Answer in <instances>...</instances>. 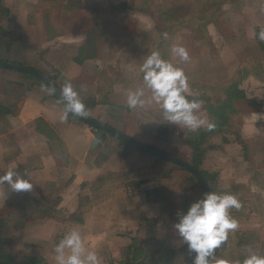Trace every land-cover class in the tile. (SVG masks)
<instances>
[{
  "label": "crops",
  "instance_id": "crops-1",
  "mask_svg": "<svg viewBox=\"0 0 264 264\" xmlns=\"http://www.w3.org/2000/svg\"><path fill=\"white\" fill-rule=\"evenodd\" d=\"M261 31L264 0H0V60L42 73L61 91L71 82L85 117L196 164L206 182L214 181V192L232 191L252 208L210 264L242 262L249 250L264 255V160H251L258 146L249 147L240 128L232 132L229 115L236 105L232 113L218 110L226 94L224 100L189 96L202 101V113L215 123L211 131L198 129L203 133L196 142L189 134L198 130L166 122L155 104L132 109L126 95L143 87L141 65L159 51L183 68L192 92L191 70L198 62L196 71L205 72L194 78L197 84L216 85L224 71L237 70L241 76L231 83L263 105ZM174 46H183L189 61H179ZM245 53L259 58L239 67ZM207 73L211 77L204 78ZM245 81L249 90L241 86ZM50 89L28 73L0 66V176L14 169L33 186L16 192L0 184L3 249L14 260L20 255L55 264L53 248L76 229L101 264H193L173 225L178 212L202 197L197 178L111 134L98 137L94 127L69 114L61 121L64 106ZM197 142L203 150L198 157ZM247 163L260 171L257 176Z\"/></svg>",
  "mask_w": 264,
  "mask_h": 264
},
{
  "label": "clouds",
  "instance_id": "clouds-1",
  "mask_svg": "<svg viewBox=\"0 0 264 264\" xmlns=\"http://www.w3.org/2000/svg\"><path fill=\"white\" fill-rule=\"evenodd\" d=\"M259 39L264 41V31L259 33ZM171 51L181 62L190 59L183 46H174ZM140 71L143 73V87L126 95V103L130 108H144L155 104L159 106L164 120L179 125L180 129L196 131L206 127L211 131L215 128V123L201 111L202 101L189 99V96L195 97L197 93L190 90L183 68L164 60L159 51H153L144 60ZM146 90L150 92L148 97H145ZM62 97L65 105L61 121L67 119L68 113L88 115L84 102L71 82L66 81L63 85ZM259 118L264 116H257V119ZM5 182L16 192H30L33 188L29 180L22 178L14 169H9L0 176V184ZM241 207V201L235 194L204 192L186 211L177 213L178 222L173 227L182 242L187 245L188 253L194 254L193 264H210L215 249L227 240L229 232H234L239 227L238 220L230 215V209L239 210ZM53 251L55 264H101L97 252L86 246L85 238L76 229L66 233ZM215 264H264V255L249 250L242 262L217 260Z\"/></svg>",
  "mask_w": 264,
  "mask_h": 264
},
{
  "label": "rangeland",
  "instance_id": "rangeland-1",
  "mask_svg": "<svg viewBox=\"0 0 264 264\" xmlns=\"http://www.w3.org/2000/svg\"><path fill=\"white\" fill-rule=\"evenodd\" d=\"M257 56L255 55L253 58H256ZM241 60H240V66L244 65V67H248V62L253 59L252 55L245 53L241 54ZM259 58V56L257 57ZM256 58V59H257ZM245 63V64H244ZM198 62L195 67L191 70V76L193 78L192 84L193 85V92H196L197 95L199 94H204L208 95L209 97H217L218 100H224L225 99V93H226V88L228 85L231 83V80L234 81L236 78H240L241 75L240 72L239 74L236 71H224L223 76L224 80L219 82L216 85H211L210 87L207 86H201L197 84L194 80V78L197 77L200 73H204L205 71H196L198 70L197 68ZM236 72V73H235ZM205 75V74H204ZM211 77V73H207V75L204 78ZM264 77V76H263ZM197 79V78H196ZM215 84V82H214ZM243 89L249 90V86L247 85L246 81L245 84H241ZM264 96V92L262 94ZM261 97V96H260ZM248 99H253V98H247V100H240V101H235V104L232 103V106L236 105L237 112L234 113L233 115H229L230 118H232L231 122V129L232 132L235 134V131H237V128H240V133H238V136L240 137L242 135L243 139L247 142L249 147L258 146V150L255 152V154L251 155L252 156V161L255 159L258 161H263L264 160V118H259L257 119V116H264V102L262 103L263 105H259V103H256L259 101L258 99L256 100L255 98L251 101ZM254 101V102H253ZM264 101V100H263ZM210 103L208 102V105ZM228 113H232L231 111ZM257 116H256V115ZM229 129V128H228ZM240 134V135H239ZM237 136V134H236ZM250 156V158H251ZM254 159V160H253ZM248 164V163H247ZM249 166L251 163L248 164ZM251 168L253 169L252 165ZM263 168V169H262ZM251 170L256 176L257 173L259 174V170ZM261 173L259 174L262 178L264 177V166L261 168ZM258 171V172H257ZM252 174V176L254 175ZM243 201V200H242ZM244 202V201H243ZM247 204V203H246ZM250 212H252V208L250 207ZM27 216V215H26ZM2 219V218H1ZM5 224V220H4ZM3 230V229H2ZM3 252L5 255H7L8 258H13L11 256L10 250L7 248L3 249ZM17 260H14V262L20 263V264H43L39 263L35 258L27 257L29 259H32L31 261L25 262L23 256L16 255Z\"/></svg>",
  "mask_w": 264,
  "mask_h": 264
},
{
  "label": "water",
  "instance_id": "water-1",
  "mask_svg": "<svg viewBox=\"0 0 264 264\" xmlns=\"http://www.w3.org/2000/svg\"><path fill=\"white\" fill-rule=\"evenodd\" d=\"M0 66L15 69L18 71H22L24 73H28L29 75H32L33 77H36L37 79H39L43 83L47 84L53 91H55L57 93V95L60 97L63 105H65V101L62 97L61 89L52 80H50L48 77H46L42 73H40L34 69H30V68H27L24 66L15 65L13 63L3 61V60H0ZM71 114L73 116H75L76 118L83 120L85 123L91 125L92 127L96 128V129H101V130L108 132L109 134H111L115 138L119 139L122 142L129 144L130 146H132L136 149L142 150L148 154H152V155L164 158L166 160H169V161L175 163L176 165H178L180 167H183L184 169L189 171L192 175H194L200 181L204 192H210L209 186L206 183L204 176L201 174V172L197 168L190 165L189 163H187V162H185V161H183V160H181V159H179V158H177L174 155H171L169 153H165L163 151L156 150L152 147L140 144V143L132 140L131 138L127 137L126 135H124L120 131L113 129L111 127H108V126H106L102 123H99L95 120H92L88 117L79 116V115H76L73 113H71ZM129 264H135V263H129Z\"/></svg>",
  "mask_w": 264,
  "mask_h": 264
},
{
  "label": "trees",
  "instance_id": "trees-1",
  "mask_svg": "<svg viewBox=\"0 0 264 264\" xmlns=\"http://www.w3.org/2000/svg\"><path fill=\"white\" fill-rule=\"evenodd\" d=\"M46 85V84H45ZM51 92L53 93V95L58 98L60 101V97L57 95V93L55 91H53L52 89H50ZM227 95V98L224 102L222 103H219L218 105V110L220 111H223V115L225 114V112H234L235 109H234V106H232V103L236 100H247L246 98V94L244 91L238 89V84L237 82H234V83H231L228 85V87L226 88V93ZM248 100H253V99H248ZM62 102V101H61ZM63 104V103H62ZM64 106V105H63ZM69 115H71L72 117H75L73 116L71 113H68ZM217 116H218V113H216ZM76 118V117H75ZM227 118V117H226ZM77 120H79V122L83 123V124H87L85 123L83 120H80L78 118H76ZM88 125V124H87ZM95 134L98 136V137H101V136H104V135H107L109 134L108 132L104 131V130H101V129H96V128H93ZM200 133H203L202 130H198L194 133H190V138H195V142L198 141V137L200 135ZM197 139V140H196ZM127 148H133L132 146H130L129 144L125 143V142H122ZM194 144V143H193ZM195 146V155L198 157V156H201L202 155V151L200 148H199V145H198V142L193 145ZM141 153H146L142 150H139ZM180 167V166H179ZM194 167L197 168V165L194 164ZM182 169H184L183 167H181ZM198 169V168H197ZM186 170V169H185ZM189 172V171H188ZM202 174V173H201ZM203 175V174H202ZM194 176V175H193ZM204 176V175H203ZM195 177V176H194ZM198 180V179H197ZM199 181V180H198ZM200 182V181H199ZM209 186V190L210 192H214L215 190V184H214V181L212 182H206ZM201 186V184H200ZM228 192V191H227ZM229 193H232V191H229ZM241 201V204H242V207L239 209V210H236V209H230V215L232 217H234L235 219L237 220H248L250 218V215H251V212H250V209L247 205H245V202L242 201V199H239ZM4 228V220L0 218V264H20V263H17V262H14L13 259L11 258H8L7 255L4 254L3 252V246H2V238H1V232H2V229ZM216 249L214 251V253H216ZM193 258H194V254H193ZM25 262H28V261H31L32 259H29V258H24ZM131 261L130 260H125L123 264H129Z\"/></svg>",
  "mask_w": 264,
  "mask_h": 264
}]
</instances>
